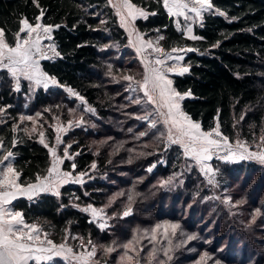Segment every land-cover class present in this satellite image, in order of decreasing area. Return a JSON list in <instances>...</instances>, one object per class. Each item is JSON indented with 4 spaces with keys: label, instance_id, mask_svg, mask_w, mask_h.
<instances>
[{
    "label": "trees",
    "instance_id": "1",
    "mask_svg": "<svg viewBox=\"0 0 264 264\" xmlns=\"http://www.w3.org/2000/svg\"><path fill=\"white\" fill-rule=\"evenodd\" d=\"M130 1L149 13L146 18L136 21L141 32L155 37L165 50L191 49L184 57L189 71L173 75L175 89L183 95L190 93L183 99V110L193 120L200 122L204 130H211L218 124L230 140L240 138L253 147L255 144L264 147V0H211L212 11L206 13L202 24L195 27L197 39L188 37L176 26L174 17L164 6V0ZM38 16L39 20L36 19ZM24 20L31 24L41 22L44 26H52L58 55L54 59H43V69L58 81L60 87L75 91L96 109L99 118L87 116L89 119L100 123V119L110 115L115 107L119 111L118 108L126 97L119 94L125 80L120 82L118 77L132 72V66L125 67V57L119 60V51L124 54L130 49L129 38L109 0H0V28L4 29L5 38L10 45L16 44L17 33L23 27ZM18 88L10 71L0 69V108H5L6 113L0 121V155L7 152L14 154V167L20 175L19 181L22 185H29L50 174L54 160L49 146L56 145L57 137L53 128L48 127L47 141L41 143L38 136L24 131L20 124L21 115L28 111L31 104L44 108L60 104L64 107L63 114L67 111L66 105L74 107L75 104L63 95L62 87L53 89L57 90L58 99L40 90L36 92L32 103L27 101L28 87L25 82ZM137 108L134 105L133 111H137ZM134 119L119 120L118 124L127 127ZM139 126L142 127V124ZM134 132L125 134L118 131V135H115L110 130L101 132L91 128L87 131L83 128L74 129L65 136V140L71 142L70 151L75 154L74 160L66 159L64 166L74 174L95 177L84 183H68L62 187L60 194L49 190L33 197L21 196L15 199L14 209L22 212L27 222L40 223L56 243L76 234L79 235L77 239L83 243L102 244L112 248L113 242L117 240L115 225L101 229L90 220V212L86 208L92 205L103 206L106 197L115 188L105 179L108 174L113 173V164L116 166V163H122L129 155L132 156L131 159L135 161H130L131 164L123 171L132 172V176L138 177L144 171L143 166L166 155L167 164H160L154 170V173L159 172L162 177H166L177 170L175 165L179 166L183 156L177 146L166 149L164 145L156 147L148 155L130 154L128 151H132L131 145H137L144 152L149 151L151 148L145 143L155 131L126 143L124 136L128 138ZM104 136L113 138L103 141ZM91 140L96 142L92 143ZM97 141L99 147L96 146ZM138 166H141L140 169H135ZM223 168L224 173L228 174L235 171L241 174L246 172L245 179L242 180L245 188L252 177L258 174L259 183H253L252 187L263 190L264 183L261 182L264 167L255 163H239L225 165ZM153 179L155 180L150 177L144 184H139L140 187H136L135 192L142 193ZM132 180L128 183L129 193L126 192L119 198L113 205V210L123 208L125 204L122 202L129 200L126 195L132 193ZM203 181L199 171L193 168L183 185L175 189L155 187L147 199L144 194L135 198L132 213L135 218L138 219L139 211L149 212L152 207L158 210L155 219L161 224L156 235L163 240L164 245L160 240L157 241L158 247L154 250L156 259H162L166 253L179 254L183 251L173 245L170 247L176 241L172 235L183 233V229L189 231V236L193 237L192 242L202 239L204 235L209 236L205 231L207 223L203 220L210 211L212 202L208 199L202 201L201 197L206 193ZM195 193H199L201 197L192 205L193 214L186 215V204L192 202ZM180 203L185 204V208L180 207ZM230 210L225 209L224 205V208L214 210L211 213L213 218L207 221H213L219 211L220 217L226 220L223 223L219 221L218 229L225 227L221 232L225 236L235 234V226H238L236 222H230ZM195 212L201 213L202 222L194 218ZM127 219L113 218L112 221L125 224ZM176 222L180 223L173 234L170 225ZM148 223L149 226L155 224L152 219H148ZM151 229L152 227L147 228L144 240H149ZM219 244L220 240L216 238L210 247L215 259L246 264L241 258L232 255L231 251L220 249ZM202 245L205 244H199ZM145 246L146 252L149 246ZM163 248L167 249L166 253H163ZM113 255V252L104 250L102 260L115 264ZM168 260V264L180 263ZM258 262L264 264L263 250Z\"/></svg>",
    "mask_w": 264,
    "mask_h": 264
},
{
    "label": "rangeland",
    "instance_id": "2",
    "mask_svg": "<svg viewBox=\"0 0 264 264\" xmlns=\"http://www.w3.org/2000/svg\"><path fill=\"white\" fill-rule=\"evenodd\" d=\"M109 2L118 14L119 21L122 27L127 32L129 38V51L125 52L124 54L120 53L119 51L118 54L119 60L120 58L125 57L123 63L125 67L132 66V72L125 73L122 76L118 77V80H120V82H124L123 79L125 76H130L133 78L132 80L124 79L125 83L119 89L121 90L119 94L125 95L126 100L124 103L120 104V107L118 108L119 111H117L115 107V109L111 111L110 115H108L107 117L104 116V118L100 119V123H96L95 121L87 117L90 116L98 119L99 115L96 109L89 105L86 101L81 102L82 100H85L84 97L80 96L79 94L73 95V93L69 91V88L63 86H61L64 92L63 95L66 96L67 99L71 101L73 100L75 104L74 107L71 106V104H68L69 106L66 105L65 109H67V111L65 114H63L64 107H62L60 104L46 108H44L43 106L40 107L36 106L35 104H31V106L28 108V111L25 114H22L20 118V124H22L24 131L28 134L38 136L46 143V131L48 127H51L53 128L54 135H56L57 137L56 145L49 146V148L51 149V154L53 151L55 152V156L52 155L54 160L52 169L55 166L56 171H51L47 177L41 178L36 183L32 184L39 185L41 184V182L50 180L49 186L54 190H59L57 194H60L62 187L68 183H72L74 181L84 183L95 177L94 175L92 177H85V175L82 173L74 174L72 170H67L64 166L65 160H74L75 155L71 153L69 147L71 146V142H67V140H65V136L67 134H70L76 128H83L85 131L91 128L94 131L97 130L101 132L110 130V132L115 133V135H118V131H123L125 132V134H129V132L135 131L134 134H131L128 138L127 136H124L126 137L124 138L126 139V143L127 141L129 142V140H135L138 137H142V135H140L141 133L150 135L151 132L155 131L154 133H152L153 136L151 138H148L145 143L148 145L149 149L151 148L149 151L144 152L142 149L140 150L137 145H131L130 149L132 151L128 152H130V154L138 153L140 155H146L150 151L151 152L149 154L154 152V149L160 145H164L166 149H171L173 147L175 148L177 146V148H179L182 152V160L179 163V166L175 165V168H177V170L170 173V175L166 177H162L159 172L154 173V170L157 168V166L159 167L160 164H167L166 155H161L159 159H157V161H153L145 165V167L143 166L142 168L144 169V171L143 173H140V176L138 177H135V175L132 176V172L123 171L128 164H131L130 161H135L131 159L133 158L132 156L129 155L127 159L121 161L122 163H116V166L115 164H113V173H111V175L108 174V176L104 177L111 183V187L115 188L112 189L109 195L106 197V202L103 206L92 205L91 207L86 208L90 212L91 221H93L99 227L101 224L104 225L103 228L100 227L101 229L105 230L111 228L112 225H115V236L117 237V240L113 242V246L111 245L112 248L110 246L102 244L89 245L83 243L81 240L77 239L79 238V235L76 234H74L73 236H68L67 239H65L61 243H56L49 236V232H47L40 223H29L26 221V219H24L22 220V224L24 223L23 226H21L22 224H18L19 226L15 224V226L13 227L14 233H28L32 228H35L36 231L32 232L31 234L34 237H39V240L29 241L25 236L24 240L21 241L22 243L30 244L33 247H51L47 244V241L51 240L52 243L57 246L53 251H63L64 253L60 256L54 255L53 252L37 253L39 256L46 257V259H41L37 263H31L102 264L104 262L102 260L103 251L108 250L109 252H113V263L115 264H168V259L177 260V262H180L179 264H237V262L235 261L228 262L227 260L222 261L219 258L215 259L210 247L217 238L220 240V249L231 251L232 255L241 258L246 264H262L258 261L260 260L262 250L264 251V184H262L263 190L262 188L261 190H259V188L252 187L253 183H259V175L257 174L255 177H252V179L249 181V184L247 185V188H245L242 184V180L245 179L246 172H243L241 174V172L235 171L228 174L224 173L225 169L223 167L225 165L231 166L233 164L239 163H255L257 166L260 165L264 167V161H261L260 159L251 155L252 153L264 154V147L259 144H255L253 147L240 138H236L232 141L220 130V127L218 129L221 133L220 136L215 135L214 130L217 127L211 130H204L200 122L193 120L183 110L182 102L184 98L179 99L178 97L175 99L180 105V111L190 117L193 122L199 123L201 132H212L213 135L211 138L217 140L218 145H207L200 141L193 142L187 136L182 137L181 142L179 143H172L169 139V129H172V140L177 139L179 133L175 128H172V125L170 123H165V120L167 119V108L161 106L162 101L159 96V90H154L153 86L155 82V72L153 70H158L165 77V81L170 80L172 82L170 85V89L174 92H178L174 87L173 75L185 73L183 71L184 68H187L189 71V66L184 61V57L189 48H174L171 50L163 49L155 37L145 35V33L141 32L138 29L136 24L135 26H129L131 18L126 15L128 14V9L123 7L124 0H109ZM180 2L188 4V7L182 9L174 8L172 10V13L182 15V18L189 23L204 19L205 14L211 12L213 9V7L211 9H201L200 15L198 16L196 12L191 11L193 7H200L199 5L194 4L193 0H180ZM193 13H195L196 15ZM28 24L31 26H35V24H31L30 22H28ZM36 24H41L42 26H44L41 22H38ZM184 25L186 26V23H184ZM23 27L25 26L23 25ZM137 31L139 32L138 34ZM26 33L27 28H25V32L20 33L19 37L17 36V40L19 39L20 42H22L24 38H27ZM52 33L53 29L50 33H44L41 28L39 30L40 51L36 52L35 49H33L32 60L35 61L38 65L40 74L39 76H36L34 79L29 80L24 75V72L28 71L29 73H34L35 69L25 68V66L22 64L9 65V67H3L2 65H0V69H8L11 74V68H17L15 76H13L12 74L13 80L17 85V88L22 87L23 82H25L28 87L26 98H28L27 101H29L30 103L33 102L37 91L42 90L48 95H52L54 99H58V92L57 90L55 91L53 89H62L58 81L54 77L47 74L42 66L43 59H54L58 55L57 46L55 43H53ZM35 38L36 33H33L32 39ZM10 46L14 47L15 45ZM157 49H160V51H157ZM157 60H161L162 63L157 64ZM5 63H7V61H5ZM169 69H171V71ZM45 76L48 78H54L56 80V83H51L50 79L45 80ZM145 76H148L149 78L147 90L155 97V103L148 102V97L145 95V89L142 87V85L144 84ZM36 78L41 79L40 84H37L35 82ZM45 83H47V87H45ZM181 96L185 97V95L183 94H181ZM81 97L83 99H81ZM134 105L138 106L137 111H133ZM89 109H91V111ZM117 113L122 114V116H118ZM5 114V108H0V121ZM144 116H147L148 119L140 118ZM28 117H31V119H28ZM129 118L135 119L127 127H122L118 124L119 120H127ZM153 121H155L154 127L151 126ZM140 123L142 124V127L139 126ZM41 133H43V137H41ZM225 137L227 138V142H225L224 140ZM109 138H113V136L102 137L103 141L109 140ZM91 141L92 143L96 142L95 140ZM97 144L98 145L96 146L99 147V142ZM203 147L209 148V152L207 153V155L211 157L210 159H197L195 155L188 154L192 152V150H195L196 153H201V149ZM65 152H67V156H65ZM139 167L141 166L135 167V169L139 170ZM193 168H196L202 175L204 179L203 188L206 190V193L204 195L202 194L203 197H201L199 193L194 194L192 202L188 203V205L186 204V215H190L192 213V205L197 201V198L201 197L202 201L205 199L211 200V209L206 214V218L204 220L200 219L201 213L195 212L194 214L196 215L194 217L195 219H199L201 222L203 220V222L207 223L205 231L208 232L209 236L205 237L204 235L202 239L200 238L192 242L193 238L189 239V237H191L189 236V231L183 229V233L172 235V238L174 236L176 241L174 242V244L170 245V247L173 245L176 248H181L183 251L179 254H167V249L163 248L162 251L163 253H166V255L162 259H156L154 250L158 247L157 243L160 242L164 245L163 240L157 238L156 235V231H158L160 227L159 224H161L158 220L155 219V215L157 214L158 210H156V208L153 209L152 207L149 212L146 211L141 213V211H139V216L137 219L134 215H132V213L134 212L133 202H135V198L137 197V195L140 194L146 195L145 198L147 199V197H149V194L154 190L155 187H157V189H175L179 185H183L187 179V175L189 174V172L192 173ZM149 169H151V171H149ZM3 174L4 169H1L0 166V179L3 178ZM150 177L155 178V180L153 179L154 181L148 184L147 189L142 191V193L135 192L134 189H136V187H140V185L144 184ZM131 179H133V182L131 183L132 186L130 187L132 193L126 195L128 197H131V199L122 202L123 204H125L123 208L113 210L112 207L119 200V198H121L126 192L129 193L127 190L129 187L128 183L131 181ZM210 179L214 180V182L209 183ZM263 180L264 177L262 178L261 183H264ZM16 182L18 183L17 180ZM19 185L22 189H28V185ZM4 191H13V189L0 187V193H3ZM43 193H46V191H41L40 194ZM178 205L182 208H185V204L183 203H180ZM224 205L225 209L230 208L232 210H230L229 213V216L231 217L230 222H236V224L238 225L235 226V234L231 233L229 236L221 234L225 227H220L218 229L219 221L221 220L223 223L226 220L225 218L220 217L221 213L219 211L217 214H215L213 221L207 222L212 217L211 213L221 207L224 208ZM74 206L76 205L74 204ZM129 208H131L130 214L128 216H124L123 213ZM92 209H96L97 211H99L100 215L94 216L92 213ZM113 218H128L130 220H125V224H119L117 222L114 223L112 221ZM148 219L154 220L155 224L149 226V223L147 224ZM140 222L143 224H141ZM178 223L180 222H176L170 225V228L173 225H177V227L175 228L172 227L173 234L176 233L177 228L179 227ZM224 226H226L225 223ZM151 227V236L149 240H144L145 233H147V228ZM11 238L14 239L15 237L12 236ZM62 244L64 245L63 250L59 248V246ZM199 244L205 245L199 246ZM145 245H148L150 248H148L146 252L145 248L147 247ZM69 248L72 250L71 252L67 251V249ZM93 248L96 249L95 254L92 256H87V254L91 252ZM48 254H52V257L49 259V261L47 259ZM80 257H87V259H81Z\"/></svg>",
    "mask_w": 264,
    "mask_h": 264
},
{
    "label": "snow or ice",
    "instance_id": "3",
    "mask_svg": "<svg viewBox=\"0 0 264 264\" xmlns=\"http://www.w3.org/2000/svg\"><path fill=\"white\" fill-rule=\"evenodd\" d=\"M194 4L199 5V8L193 7L191 11L196 12V14L200 15L201 9H211L213 6L210 3V0H193ZM164 6L168 8L169 13H172V10L174 8H187L188 4L181 3L180 0H164ZM37 7L39 5L37 4ZM123 7L128 9L129 16H135V10L133 5H131L128 0H124ZM141 16L145 15L144 12L141 10L139 12ZM182 14V13H181ZM43 15V11H41V16ZM223 15V13H221ZM37 20L40 19V17H36ZM23 25L25 27H22L19 32L17 33V36H20V33L25 32V28H27L26 36L27 38H24L22 42L18 39L15 46H10L6 40H5V31L4 29L0 28V65L3 67H9V65H19L22 64L25 66V68H32L35 69L34 73H29L28 71L24 72V75L29 79L32 80L36 76H39V70L38 65L35 61L32 60L33 56V49H35L36 52L40 51L39 43H40V37H39V30L42 28L44 33H50L52 31V26H42L41 24H35V26H31L28 24L27 20H24ZM36 33V38L32 39V34ZM50 38V37H49ZM193 39H197L198 37H192ZM157 51H160V49H157ZM175 51V50H174ZM191 51V49H189ZM47 58V57H44ZM7 61V63H5ZM157 64H161V60L156 61ZM171 71V69H169ZM155 72L154 77V90H159V96L162 101L161 106L167 108V119L165 120V123H170L172 125V128H175L176 131L179 133V136L177 139L172 140L171 139V131L172 129H169V139L172 143H179L181 142L182 137H189L193 142L200 141L207 145H218V141L215 139H212V132H201L200 131V124L193 122L190 117H188L186 114L180 111V105L176 101L175 98L183 99L184 97L181 96L180 93L174 92L170 89L171 81L167 80L165 81V77L158 71L153 70ZM184 72H187L188 69L184 68ZM11 72L13 76H15L17 72L16 67L11 68ZM45 80L50 79L51 83L55 84L56 80L54 78H48L44 77ZM124 79L126 80H132L133 78L130 76H125ZM148 76L144 77V84L142 87L145 89V95L148 97L149 103H155V97L148 92L147 90V84H148ZM35 82L37 84L41 83V79L36 78ZM45 87H47V83H45ZM71 92L72 90L69 89ZM73 95H76V93L73 92ZM185 95H190V93H187ZM81 99H83L81 97ZM91 111V109H89ZM141 119H148L147 116L140 117ZM28 119H31V117H28ZM152 127L155 126V121L151 124ZM219 125L217 124V128L214 130L216 136H220L221 133L219 132ZM146 133H141L140 135H145ZM41 137H43V133L40 134ZM59 139V138H58ZM225 142H227V138H224ZM41 143H43V140H41ZM47 147V145H45ZM70 147V146H69ZM187 147V146H186ZM51 151V149H50ZM209 152V148L203 147L201 149V153H196L195 150H192V152L188 153L191 155H195L197 159H210L211 157L207 155ZM12 153H9V156H11ZM52 155L55 156V152H52ZM253 157H256L260 159L261 161H264V154H257L252 153ZM65 156H67V152H65ZM70 158V157H69ZM4 160H8V156L4 157ZM62 162V161H58ZM0 163H3V161H0ZM75 167V165H73ZM95 167V165H93ZM51 171H56L55 166ZM151 171V169H149ZM210 171V170H209ZM67 175V174H66ZM18 178V173H15L14 169H12L11 166H8L7 171L4 172L3 178L0 179V187L6 188V189H15V191H4L3 193H0V197H3V202L6 204L9 202L10 197H14L17 193L22 195H29L31 197L32 195H35L38 191H47L48 185L47 184H31L28 185V189L30 191H26L25 189H22L19 184H17L16 180ZM214 180L210 179L209 183H213ZM131 199V197H129ZM87 210V209H86ZM102 211V210H101ZM131 212V208L126 210L123 215L128 216ZM92 213L94 216H99L100 212L96 209H92ZM5 216L8 217V219H5ZM22 215L19 212L16 213H8L5 212L3 215H0V264H27L29 259H46V257L39 256V255H33L34 253H45V252H53L54 255L60 256L63 255V251H53L57 246L52 243L51 240L47 241V244L51 247H33L30 244L22 243L21 241L24 240L25 236L29 241L31 240H39L38 236H33L31 233L36 231L35 228H32L30 232L23 233L19 232V234L13 232V224H22ZM101 228L104 227L103 224L100 225ZM173 228L177 227V225H173ZM19 231V230H18ZM14 236L15 238H11ZM193 237H189V239H192ZM59 248L61 250L64 249V245H60ZM68 252H71L72 250L69 248L67 249ZM96 252V249L93 248L91 252L87 254V256H92ZM81 259H87V257H80ZM210 258V257H209Z\"/></svg>",
    "mask_w": 264,
    "mask_h": 264
},
{
    "label": "crops",
    "instance_id": "4",
    "mask_svg": "<svg viewBox=\"0 0 264 264\" xmlns=\"http://www.w3.org/2000/svg\"><path fill=\"white\" fill-rule=\"evenodd\" d=\"M128 2L131 4V5H133V7H134V10H135V16H134V18H133V16H129V14H126V15H128L130 18H131V21H130V24H129V26L130 25H134L135 26V24H136V21L138 20V19H140V18H146L148 15H149V13L146 11V10H144L143 8H141V7H139V6H137V5H135L133 2H131L130 0H128ZM143 11L144 12V14L145 15H143V16H141L140 14H139V12L140 11ZM167 10H168V8H167ZM168 12H169V10H168ZM193 14H195V13H193ZM171 15L174 17V19H175V24H176V26L178 27V28H180V29H182L184 32H185V34L188 36V37H190V38H192V37H196V34H195V27L197 26V25H200V24H202L201 22H203L202 20H204V19H202V20H199V21H194V22H191V23H189V22H186L185 21V19H183L182 17V15H177V14H173V13H171ZM196 15V14H195ZM184 23H186V26L184 25ZM137 26V25H136ZM125 27H126V25H125ZM139 32L137 31V34H138ZM52 35H53V33H52ZM53 43H55L54 42V40H53ZM71 93H73L72 91H71ZM75 93V92H74ZM79 101H81V100H79ZM81 102H85V100H82ZM78 103V102H77ZM2 151V144L0 143V152ZM9 153H11V152H7V153H3L2 155H0V161H3V163H1V169H4V172L5 171H7V168H8V166H11L12 167V169H14V171H15V173H18L17 171H16V169H15V167H14V161H15V156H14V154L12 153V155L11 156H9ZM6 156H8V160H4V157H6ZM19 177H20V175H19V173H18V178H17V181H18V183L17 184H21V183H19L20 181H19ZM41 183H43V184H47L48 185V190L46 191V192H48L49 190H52L54 193H57V192H59V190H54L52 187H50L49 185H50V180H46L45 182H41ZM22 185V184H21ZM24 186V185H23ZM13 191H15V189H13ZM26 191H30L29 189H27ZM41 193V191H38V192H36V194L35 195H32V196H36V195H39ZM21 196H27V197H29V195H22V194H19V193H17L16 194V196L15 197H10V199H9V202L8 203H4L3 202V197H0V215H3V213H5V212H8V213H16V212H19V213H21V215H22V220H24L25 218H24V216H23V214H22V212H20V211H16L15 209H14V207H13V203H14V200L15 199H17V198H19V197H21ZM31 196V197H32ZM5 219H8V217L7 216H5ZM24 224V223H23ZM23 224L21 225V224H19V225H21V226H23ZM18 224H17V226H19ZM15 226V224H13V226L12 227H14ZM14 229V228H13ZM34 256L35 255H38L37 253H34L33 254ZM52 257V254H48V256H47V259H48V261H49V259ZM41 260V259H40ZM40 260H36V259H29L28 260V262H27V264L28 263H31V262H35V263H37L38 261H40Z\"/></svg>",
    "mask_w": 264,
    "mask_h": 264
},
{
    "label": "water",
    "instance_id": "5",
    "mask_svg": "<svg viewBox=\"0 0 264 264\" xmlns=\"http://www.w3.org/2000/svg\"><path fill=\"white\" fill-rule=\"evenodd\" d=\"M102 264H110L109 262H103Z\"/></svg>",
    "mask_w": 264,
    "mask_h": 264
}]
</instances>
